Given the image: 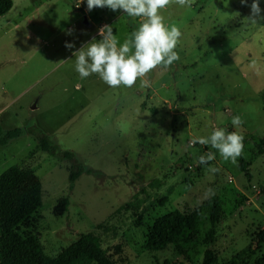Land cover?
<instances>
[{
  "label": "rangeland",
  "instance_id": "1",
  "mask_svg": "<svg viewBox=\"0 0 264 264\" xmlns=\"http://www.w3.org/2000/svg\"><path fill=\"white\" fill-rule=\"evenodd\" d=\"M77 1L13 0L0 17V123L29 129L0 146V175L14 165L29 167L44 189L43 206L20 233L37 235L51 256L93 233L117 264H202L208 249L221 263L246 250L255 264L264 253V21L249 23L250 7L240 0L173 2L161 14L182 33L179 60L150 73V87L137 80L131 88H113L97 74L82 79L72 53L100 39L106 23L123 43L142 18L108 8L87 11L86 1L78 9ZM66 42L75 47L67 49ZM234 116L243 121L239 128ZM217 127L244 137L235 164L210 145L192 143ZM37 129L60 152L41 150ZM61 151L74 153L75 161ZM208 152L215 159L198 163ZM74 164L84 173L71 184ZM213 167L219 171H209ZM213 197L220 198L222 214L212 240L205 211L198 232L180 238V249H148L159 217L189 212ZM62 199L68 208L56 215ZM139 201V209H127Z\"/></svg>",
  "mask_w": 264,
  "mask_h": 264
},
{
  "label": "trees",
  "instance_id": "2",
  "mask_svg": "<svg viewBox=\"0 0 264 264\" xmlns=\"http://www.w3.org/2000/svg\"><path fill=\"white\" fill-rule=\"evenodd\" d=\"M12 7L13 0H0V17L7 14ZM28 130L20 127L6 129L0 123V146H7L13 140L25 135ZM33 133L39 136L41 150L53 155L60 152L51 145L49 138L42 131L37 129ZM259 152L264 153V141L260 145ZM61 156L75 161V155L71 151H61ZM241 167L245 168L243 161ZM72 168L70 182L74 184L84 170L76 164ZM43 195V182L32 168L14 165L0 175V264H117L106 255L101 238L93 233L81 235L76 242L55 256L45 252L37 235H22L20 226L43 206ZM164 200L166 198L161 202ZM68 204L69 200L62 199L55 209L56 215L63 214ZM141 204L142 201L136 205L128 203L126 207L128 210L133 207L139 209ZM205 211L210 215L212 229L209 240H212L222 214L219 197H213L189 212L176 209L159 217L149 232L148 249L159 252L170 245H177L180 249V238L187 232L191 237L198 232ZM261 234L264 235V231H261ZM246 252L245 250L221 263L215 251L208 249L202 264H251ZM253 254L254 251L250 253ZM255 264H264V253Z\"/></svg>",
  "mask_w": 264,
  "mask_h": 264
},
{
  "label": "clouds",
  "instance_id": "3",
  "mask_svg": "<svg viewBox=\"0 0 264 264\" xmlns=\"http://www.w3.org/2000/svg\"><path fill=\"white\" fill-rule=\"evenodd\" d=\"M83 2L84 0H80V3ZM173 2L182 7H191L192 0H86L87 11L95 8L121 10L129 17L142 18V22L123 43L113 34L111 25L98 29L100 39L93 37L72 53L76 72L82 79L97 74L104 83L113 88H131L137 80L141 81V87H150L151 82L147 79L150 73L157 68L166 70L180 58L175 49L182 33L176 25H167L161 14V10ZM240 3L250 7V13L245 17L249 23L258 24L259 21H264L260 0H252L250 5L248 0H240ZM66 35H72V30H67ZM65 47L73 49L75 44L66 42ZM231 122L236 128L243 124L240 116H234ZM243 139L238 131L229 132L225 128L217 127L210 136L197 137L192 143L210 145L224 160L235 164L243 153ZM214 159L215 154L208 152L199 157L198 163L205 164ZM209 171L218 172L219 169L213 167Z\"/></svg>",
  "mask_w": 264,
  "mask_h": 264
},
{
  "label": "built area",
  "instance_id": "4",
  "mask_svg": "<svg viewBox=\"0 0 264 264\" xmlns=\"http://www.w3.org/2000/svg\"><path fill=\"white\" fill-rule=\"evenodd\" d=\"M85 1H86V0H84L83 3H80V0H78L77 3H76V8H78V9H82V7H85ZM78 5H79V6H78ZM104 25H107V23L104 24ZM104 25H103V26H104Z\"/></svg>",
  "mask_w": 264,
  "mask_h": 264
},
{
  "label": "crops",
  "instance_id": "5",
  "mask_svg": "<svg viewBox=\"0 0 264 264\" xmlns=\"http://www.w3.org/2000/svg\"><path fill=\"white\" fill-rule=\"evenodd\" d=\"M84 21H85V22H88V18H87V17H84Z\"/></svg>",
  "mask_w": 264,
  "mask_h": 264
}]
</instances>
